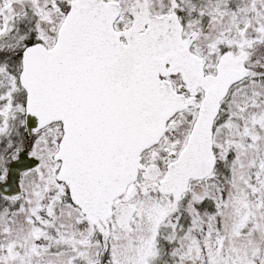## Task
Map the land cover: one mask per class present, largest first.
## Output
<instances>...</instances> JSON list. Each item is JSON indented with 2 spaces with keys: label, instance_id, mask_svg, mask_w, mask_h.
I'll list each match as a JSON object with an SVG mask.
<instances>
[{
  "label": "snow or ice",
  "instance_id": "6c2138e0",
  "mask_svg": "<svg viewBox=\"0 0 264 264\" xmlns=\"http://www.w3.org/2000/svg\"><path fill=\"white\" fill-rule=\"evenodd\" d=\"M0 264H264V0H0Z\"/></svg>",
  "mask_w": 264,
  "mask_h": 264
}]
</instances>
